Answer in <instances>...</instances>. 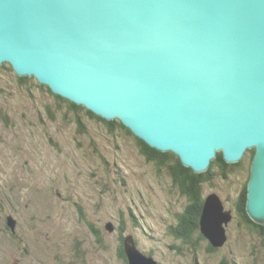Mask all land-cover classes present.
Returning a JSON list of instances; mask_svg holds the SVG:
<instances>
[{"label":"water","instance_id":"1","mask_svg":"<svg viewBox=\"0 0 264 264\" xmlns=\"http://www.w3.org/2000/svg\"><path fill=\"white\" fill-rule=\"evenodd\" d=\"M6 64L196 174L255 150L247 214L264 226V0H0ZM232 220L206 198L214 248ZM124 248L129 264H158L133 237Z\"/></svg>","mask_w":264,"mask_h":264},{"label":"rangeland","instance_id":"2","mask_svg":"<svg viewBox=\"0 0 264 264\" xmlns=\"http://www.w3.org/2000/svg\"><path fill=\"white\" fill-rule=\"evenodd\" d=\"M16 76L0 72V228L7 211L17 217L15 228L0 231V264H126L122 235L161 264H264V238L234 209L248 155L245 171L224 179L217 169L204 185L205 200L217 194L234 213L228 242L211 252L199 233L188 242L173 233L184 230L180 218L192 203L134 135L87 118L81 135L68 105Z\"/></svg>","mask_w":264,"mask_h":264},{"label":"trees","instance_id":"3","mask_svg":"<svg viewBox=\"0 0 264 264\" xmlns=\"http://www.w3.org/2000/svg\"><path fill=\"white\" fill-rule=\"evenodd\" d=\"M2 70L13 71V69L7 64L4 65L2 68H0V72ZM16 79L20 84H28L30 81L35 80L34 78H19L18 76H16ZM39 88L43 90L47 89L49 94L55 98L56 103L59 106H61L62 104L68 105L69 110L73 114L76 115V118H77L76 123L78 125L79 133L81 135L88 131V128L84 123L86 122V118L87 120H94L99 123H104L108 125L109 127H111L112 131L115 130L116 128H119L120 130H124L128 134L133 135V133L130 130H128L120 121L108 122L102 119L101 117H98L96 114L90 112L89 110H87L86 108L82 106H77L65 99H62L59 96H55L51 92V90L45 86H41L39 84ZM1 90L2 89H0V93L2 92ZM49 112L53 113L51 111ZM4 121L6 122V124H9L8 118L6 116L4 117ZM136 140L140 146V152L146 158V160H148L149 162H156L159 166L168 168L171 175L173 176L175 185L180 187L182 193L186 195L192 203L187 214H184L181 217L183 220L186 219L188 222V225L184 226V230H186V232H184V230H181L182 232L179 231L180 233L176 234L177 237L184 239V241L188 242L189 240L192 239L194 234L199 233L201 237L205 239V237L201 234V229H200V220H201L202 211H203L204 204H205V199L203 198L204 185L207 184L208 182H211L214 179L217 169L221 170V174L224 179H228L229 174L233 171H240V172L245 171L247 158L246 159L244 158L243 161L240 162L239 164H227L224 160L223 154L220 153L218 154V158L212 162V166L207 173L196 174L192 169L184 167L180 159L173 153L164 154V153L158 152L150 148L143 141L137 138ZM255 153L256 151L252 150V151H249L247 154L251 160L250 161V171H249L250 175L248 177V180L243 190L239 194L240 215L243 217V219L249 220L250 222L251 220L247 214L248 185H249L250 178H251V166H252ZM79 210H80V214L82 218L85 219V215H84L85 213L81 206H79ZM260 228L264 229V226L263 228L262 227ZM96 234L99 237L100 233L98 230L96 231ZM127 237L129 236L122 235L121 247H120V255L122 259L125 260L126 264H128V260H127V256L125 253L124 243Z\"/></svg>","mask_w":264,"mask_h":264},{"label":"flooded vegetation","instance_id":"4","mask_svg":"<svg viewBox=\"0 0 264 264\" xmlns=\"http://www.w3.org/2000/svg\"><path fill=\"white\" fill-rule=\"evenodd\" d=\"M224 203V202H223ZM224 206H225V204H224ZM226 209V208H225ZM234 209H236V213L243 219V217L240 215V211H239V196L236 198V200H234ZM227 211H229V210H227ZM8 213H7V216H5L4 218H3V222L5 221V226L3 227V228H0V231H2V232H7L8 231V229H10V226H9V223H10V220H13V222L15 221L16 222V225H17V217H15V214L14 213H10L9 211H7ZM232 214H233V219H234V213L232 212ZM181 219V222H182V226H181V229H183L184 228V226L185 225H188V222H187V220L186 219H182V218H180ZM244 220V222L246 223V225H247V227H248V229L249 230H251V231H253V232H255V233H257V234H259V235H261V237H263L264 238V229H261L260 227H262L263 228V226H259V225H257V224H255L254 222H250L249 220H246V219H243ZM229 227V226H228ZM228 227L226 228V231H227V235H228V238H229V231H228ZM97 231V230H96ZM99 231V230H98ZM179 231H181V230H177L176 232L175 231H173V233L174 234H178V233H180ZM182 232V231H181ZM184 232H186V230H184ZM195 235V234H194ZM177 236V235H176ZM178 239H180L179 237H178ZM206 239V238H205ZM184 240V239H183ZM207 240V239H206ZM208 241V240H207ZM209 242V241H208ZM208 250L209 251H211V252H215L217 249L216 248H214L210 243H209V245H208ZM147 255V254H146ZM149 257H153V254H149L148 255ZM154 258V257H153ZM155 259V258H154ZM124 260V259H123ZM128 260V259H127ZM156 260V259H155ZM125 261V260H124ZM157 261V260H156ZM225 261V263L224 264H229V262L227 261V260H224ZM158 262V264H161L159 261H157ZM126 263V262H125ZM129 264V263H128Z\"/></svg>","mask_w":264,"mask_h":264}]
</instances>
